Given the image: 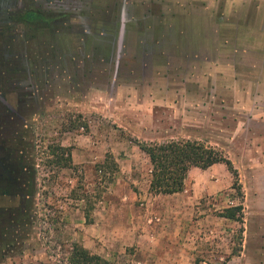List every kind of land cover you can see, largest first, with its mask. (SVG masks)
I'll return each mask as SVG.
<instances>
[{"label":"rangeland","instance_id":"obj_1","mask_svg":"<svg viewBox=\"0 0 264 264\" xmlns=\"http://www.w3.org/2000/svg\"><path fill=\"white\" fill-rule=\"evenodd\" d=\"M31 10L48 21L18 19ZM0 97V166L22 201L0 221V264H67L72 243L113 264H264V0H0ZM133 139L231 161L238 253L218 215L239 203L225 166L154 194Z\"/></svg>","mask_w":264,"mask_h":264},{"label":"trees","instance_id":"obj_2","mask_svg":"<svg viewBox=\"0 0 264 264\" xmlns=\"http://www.w3.org/2000/svg\"><path fill=\"white\" fill-rule=\"evenodd\" d=\"M18 19L27 22L48 21L44 15L32 10L22 12L18 15ZM133 143L147 156L150 165L148 191L154 194H172L181 191L186 174L192 167L204 170L217 163L225 166L231 177L230 188L235 192L239 203L223 208L218 215L238 223L237 245L234 249V253H238L241 248L243 231L242 193L237 170L231 161L212 146L195 139H170L157 143L133 139ZM45 153L50 157V159L46 158L47 163L54 162L61 167H69L71 164L67 147L48 145ZM67 264L113 263L89 252L81 244L72 243L67 256Z\"/></svg>","mask_w":264,"mask_h":264},{"label":"flooded vegetation","instance_id":"obj_3","mask_svg":"<svg viewBox=\"0 0 264 264\" xmlns=\"http://www.w3.org/2000/svg\"><path fill=\"white\" fill-rule=\"evenodd\" d=\"M0 101L3 102L1 97ZM9 166V164L0 166V221L5 219L7 212L15 210L16 214L19 213L20 210L17 207L22 202L19 197L20 193L18 195L19 178L13 176Z\"/></svg>","mask_w":264,"mask_h":264},{"label":"crops","instance_id":"obj_4","mask_svg":"<svg viewBox=\"0 0 264 264\" xmlns=\"http://www.w3.org/2000/svg\"><path fill=\"white\" fill-rule=\"evenodd\" d=\"M222 68H223V67H222ZM224 69H225V68H223V69H221V68H220V69H219V68L217 67V68H216V69H214V70H215V72H216V74H217V72H224ZM219 74H221V73H218V75H219ZM221 78H222V76H221ZM208 168H209V167H208ZM144 197L146 198V196H144V195H143V198H144ZM155 197H156V196H155ZM155 197H154V198H155ZM152 201L154 202V201H155V199H154V200H152ZM151 234H152V236L154 237V239H152V240L156 241V239H155V236H154L153 232H152ZM154 241H153V242H154ZM152 249H153V247H152Z\"/></svg>","mask_w":264,"mask_h":264}]
</instances>
